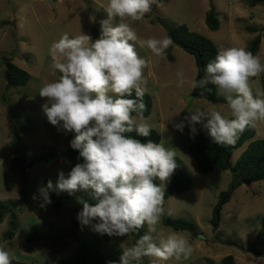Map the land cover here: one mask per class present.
<instances>
[{"label":"rangeland","instance_id":"374dc122","mask_svg":"<svg viewBox=\"0 0 264 264\" xmlns=\"http://www.w3.org/2000/svg\"><path fill=\"white\" fill-rule=\"evenodd\" d=\"M107 3L108 0H0V202L12 200L16 201L15 205L25 198L22 206L13 208L20 225L13 239L3 240L9 216L0 224V247L9 252L11 260L58 264L77 254L75 236L83 234L98 236L106 247L117 245L124 250L135 244L132 233L125 237H109L78 220V213L83 208L79 201L83 195L91 194V190L72 194L49 190L58 197L69 198V202L65 200L58 210H54L51 203L44 202L38 190L47 187L49 181L55 189L59 173L62 171L67 178L72 169L64 158L59 162L32 164L33 158L47 149L61 156L75 135L51 125L43 113L42 105L46 100L40 97L39 90L45 82L56 81L61 75L51 66L50 45L65 33L69 38L83 33L90 35L93 41L98 39L101 21L108 19L104 9ZM159 4V7L153 4L141 21L130 22L140 39H163L169 37L167 27L185 24L190 31L211 39L219 50L242 47L249 51L260 36L261 44L255 56L264 64V1L254 7L249 6L247 0H159ZM210 10L218 13V31L210 30L207 25L206 15ZM136 51L141 58L152 61L150 69L144 70L149 80L148 93L153 97V111L147 122L160 134L165 147L175 150L176 157L184 161L193 180L189 192L164 199V215L157 233L153 234L154 240L158 242V236L175 231L164 225L165 216L189 220L198 226L197 235L190 231H176L193 245L190 259L181 262L170 259L157 264H222L227 256H233L235 264H264V247L260 248V255L251 251L264 217V181L251 184L244 181L232 191L231 185L236 183V178L230 169L217 166L211 173L202 174L188 148L189 139L206 130L197 124V131L193 134L185 117L196 109H215L225 118H231L227 103L213 104L192 98V84L198 72L196 61L194 56L174 43L162 57L153 56L138 43ZM8 60L30 73L28 84L9 86L4 77ZM181 71L184 73L183 82L177 76ZM263 77L264 72L250 79L254 96L263 94ZM219 97L225 100L223 95L219 94ZM23 121L32 127L20 145L14 147L12 140L16 124ZM181 121L185 126L183 131H178L176 125ZM255 128V140L264 139V121H258ZM248 144L234 151L231 165L238 161ZM24 177L27 178V197L23 194ZM171 178L164 185V192ZM223 194H227L226 201L217 211ZM93 202L98 203L95 199ZM75 207H80V211L74 210ZM76 219L78 222L74 224ZM143 228L147 234V226ZM62 232L67 237L64 238ZM26 235H38L42 239L30 243ZM53 237L60 239H50ZM142 264H151L150 259L143 260Z\"/></svg>","mask_w":264,"mask_h":264},{"label":"clouds","instance_id":"9594fccd","mask_svg":"<svg viewBox=\"0 0 264 264\" xmlns=\"http://www.w3.org/2000/svg\"><path fill=\"white\" fill-rule=\"evenodd\" d=\"M153 4L160 6L159 0H108L104 8L108 19L101 21L98 39L93 41L83 33L69 38L65 33L50 45L51 66L61 75L39 90L46 100L42 109L48 122L66 133H75L70 146L83 160L67 178L59 173L55 189L49 181L39 194L50 204L49 190L69 194L91 190L98 203L93 206L81 199L83 208L77 218L101 235L125 237L147 226L148 233L122 251L119 264H142L145 257L151 264L170 259L181 262L190 259L194 251L180 232L158 236V242L153 237L164 215V185L177 168L175 150L163 142H141L126 135L135 132L147 138L152 130L147 122L150 117L144 115L149 83L144 70L150 69L152 61L138 55L136 44L155 57H162L173 44L170 37L140 39L131 27L130 22L141 21ZM262 72L264 64L250 51L242 47L220 50L192 87L203 94L212 90L209 85L215 86L232 118L215 109H196L185 117L191 132L195 134V126L200 124L214 143L233 146L248 127L264 121V94L254 96L250 87V79ZM177 76L183 82L184 73ZM133 93L135 98H129ZM184 126L181 121L176 129L183 131ZM157 179L159 185L154 182ZM0 264H12L3 247Z\"/></svg>","mask_w":264,"mask_h":264},{"label":"trees","instance_id":"16d2710c","mask_svg":"<svg viewBox=\"0 0 264 264\" xmlns=\"http://www.w3.org/2000/svg\"><path fill=\"white\" fill-rule=\"evenodd\" d=\"M264 0H247L249 6L254 7ZM206 22L210 30L218 31L220 29V20L218 18V13L214 10H210L206 15ZM166 27V25H165ZM255 31V30H252ZM168 36L172 39L173 43L194 56L197 66V76L196 80L203 78L204 68L207 63L214 60L218 52L220 51L216 44L206 36L192 32L189 28L183 24L174 26L172 28L167 27ZM261 44V37L258 36L257 39L252 43L250 47V52L255 56L258 52L259 46ZM7 69L4 73L5 79L12 83L14 86H23L29 83L31 80V75L26 70L17 66L12 60L6 62ZM263 84V94H264V77L262 80ZM212 89L210 92L205 91L201 94V89H193V96L196 99L206 100L213 104L227 103L219 97L215 86L209 85ZM135 98V93L133 97ZM144 102L147 105V110L145 111V117H149L153 111V97L150 93H146L144 96ZM135 115V113H133ZM232 118V117H231ZM229 118V119H231ZM17 128L13 133L12 143L14 147H18L22 141V138L28 134L29 127H32L26 121L16 124ZM126 135L132 138L139 139L141 142H147L148 139L153 140L156 143L161 142V136L156 130H151V135L147 138L139 137L135 132L126 133ZM256 128L248 127L243 133L239 135V139L233 146H222L217 145L213 142L212 138L209 136L207 131H203L192 136L188 142V148L191 156L197 163L198 170L202 174L211 173L215 167H220L223 170H231L235 176L236 183L231 185V190H235L242 182L249 180L253 182L264 181V139L255 140ZM247 142H249L247 148L242 152L238 161L231 165V159L235 150L243 147ZM60 158H64L69 166L73 168L77 163H83L82 158H80L79 151L74 150L71 146L61 153L59 156L55 151L47 149L42 151L38 156L33 158L32 164H37L39 162L48 163L50 161L59 162ZM176 158L177 168L174 171L171 181L164 192V199H168L173 195H180L189 192L193 186V180L190 172L184 163V161L178 157ZM24 197H27V178H23ZM159 185V180L154 181ZM226 195L223 194L220 203L218 204L216 210L218 211L222 204L226 201ZM51 199V206L54 210H58L61 206L69 202L67 196L58 197L55 194L49 193ZM85 198L91 205H95L91 194L83 195L82 199ZM16 201H1L0 202V224L3 222L6 216L8 218V228L3 234V240L9 241L14 238L16 232L19 229L18 216L14 212V207L12 205ZM80 207H75L74 210L80 211ZM78 221L75 220L74 224ZM163 223L166 227H169L175 231H190L192 234L197 235L198 226L196 223L185 220V219H173L169 216L163 218ZM64 238L67 237L65 232H62ZM135 237V242L140 238V236L145 234L144 228L139 229L138 232L132 233ZM61 236V235H59ZM26 240L30 243L38 242L42 239L38 235H26ZM56 240L55 237L50 238ZM78 251L74 256L61 260L58 264H109V261L119 264L120 256L122 255L123 249L120 246L112 245L109 247L105 246V243L101 238L95 235L83 234L79 235L78 240ZM264 247V217L262 219L261 228L258 232L257 239L251 251L253 254L260 255L261 249ZM148 259L145 257L143 260ZM12 264H34L25 263L20 261L12 260ZM222 264H235V258L233 256H227L223 259Z\"/></svg>","mask_w":264,"mask_h":264},{"label":"water","instance_id":"95a60500","mask_svg":"<svg viewBox=\"0 0 264 264\" xmlns=\"http://www.w3.org/2000/svg\"><path fill=\"white\" fill-rule=\"evenodd\" d=\"M11 85H12V83H9V86H11ZM193 97H194V96H192V98H193ZM18 161H19V165L21 166V163H22L21 160L18 159ZM245 183H246V184H251L250 181H245ZM24 203H25V198H23L22 200H20L17 204L13 205V207L15 208V207H18V206H22ZM75 239L77 240L78 237L75 236Z\"/></svg>","mask_w":264,"mask_h":264}]
</instances>
